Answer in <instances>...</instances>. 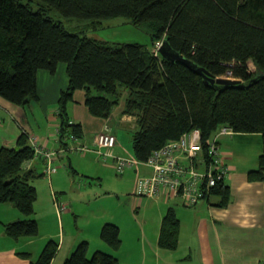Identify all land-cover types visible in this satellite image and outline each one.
Wrapping results in <instances>:
<instances>
[{"label":"trees","instance_id":"trees-1","mask_svg":"<svg viewBox=\"0 0 264 264\" xmlns=\"http://www.w3.org/2000/svg\"><path fill=\"white\" fill-rule=\"evenodd\" d=\"M28 1L0 0V96L17 105L37 101L38 70L54 73L62 62L69 82L57 101L59 137L66 132L82 137L80 125L68 122L75 90H85V105L101 118L111 115L126 90L121 113L135 118L131 139L138 160L193 128L201 130L207 144L221 125L228 124L235 133L260 134L258 167L248 172V180L264 183V0H37L41 6L36 10ZM51 9L87 20L84 34L66 30L48 16ZM116 16L134 25L148 24L151 44L109 43L86 34L99 29L103 19ZM160 38L194 67L216 78L231 70L240 84L212 85L184 64L154 56L151 46ZM18 146L0 147V203H11L24 216L3 224L13 239L39 234L32 217L37 199L33 175L22 172L34 150L26 134ZM214 193L216 205H228L231 195L224 180ZM179 229L175 211L169 208L161 222L159 247L175 250ZM100 238L112 250L122 244L113 223L103 224ZM57 249L50 239L35 260L28 252L20 255L29 264H50ZM87 253L88 242L82 241L63 264H119L110 253Z\"/></svg>","mask_w":264,"mask_h":264},{"label":"crops","instance_id":"crops-1","mask_svg":"<svg viewBox=\"0 0 264 264\" xmlns=\"http://www.w3.org/2000/svg\"><path fill=\"white\" fill-rule=\"evenodd\" d=\"M68 82L66 66L60 62L54 73L45 69L38 70L37 101L17 105L0 96V147L18 148L20 136L26 134L31 147L33 139L45 149L64 147L65 151L59 152L53 163L57 168L66 169L71 168L74 162L77 165L81 162L88 164L90 160L86 153H96L93 142L95 135L108 127L117 140L114 154L134 155L133 151L121 146V139L112 127L117 111L121 122L135 120L133 116L121 113L124 102L116 111L112 110L108 118L97 117L85 105V90L80 91L83 89L75 90L67 110L68 122L80 125L82 137L79 142L85 143L88 150L81 153L71 151L69 148L74 145L71 141L61 146L56 132V128L60 126L57 101ZM233 136L222 137L219 141L222 159L228 168L224 182L229 186L231 195L230 202L225 207L216 205L215 193L209 201L199 202L193 207L184 206L178 197L167 199L141 196L145 199H137L138 196L133 193L135 172L132 169L120 174L124 176L121 180L117 179V182H122L123 187L115 191L90 183L77 191L76 186L68 188L71 177L65 170L64 173L56 171L53 176L46 177L45 160L34 154L22 164V172L32 173L31 185L37 193L48 188L52 203L46 209L50 213L44 219L35 218L39 227L38 236L13 239L5 234L3 224L24 216L11 203H0V264H29V260L20 253L28 252L30 258L35 260L50 239L58 244L50 264H63L82 241L88 242V256L97 250L104 251L114 255L119 264H264V183L248 180V172L258 167L261 151L256 152L254 161L252 159L246 162L245 153H248L249 148L243 146L242 135ZM83 137L91 139L86 141L84 138V141ZM117 148H122L123 152L116 150ZM71 170L75 172L74 169ZM141 172L148 174L149 170L141 168ZM44 177L47 179L46 184L42 179ZM63 177L69 180L66 186L60 184ZM76 191V194L85 197L84 200L74 197ZM101 198H114L118 203L123 202L125 207L115 213L93 207L87 214L83 209L77 208L78 204L86 202L90 205L91 201ZM54 201L67 203L71 210L66 208L60 211ZM169 208L174 209L180 224L178 247L175 250L163 249L158 245L161 222ZM123 210L124 215L121 216ZM71 214L82 218L84 222L81 232L76 235L66 227ZM108 222L119 227L122 244L118 250H112L100 238L101 227Z\"/></svg>","mask_w":264,"mask_h":264},{"label":"built area","instance_id":"built-area-1","mask_svg":"<svg viewBox=\"0 0 264 264\" xmlns=\"http://www.w3.org/2000/svg\"><path fill=\"white\" fill-rule=\"evenodd\" d=\"M163 42L153 45L152 53L158 57L159 49ZM252 71V70H251ZM254 71V70H253ZM221 78H232L231 70ZM69 124L73 125L72 121ZM58 138L60 127L56 128ZM234 130L228 124L221 125L210 137L207 144L203 142L202 132L193 128L183 133L179 138L169 141L153 150L149 157L140 161L133 154L115 155L113 149L117 140L110 129L106 127L94 137L95 151L103 159H112L114 170L122 174L127 169L135 172L133 193L138 196L164 197L167 199L180 198L183 205L193 207L199 202L209 201L219 181L224 180L228 168L222 159L220 139L232 136ZM63 143L72 142V151H87L88 147L79 142V137L72 132H66L60 138ZM32 147L34 156H41L46 162L45 175L50 177L57 171L54 165L59 152H64V147L57 150L45 149L33 139ZM141 168L149 170L148 174L142 173ZM60 211L65 209L63 203H56Z\"/></svg>","mask_w":264,"mask_h":264},{"label":"rangeland","instance_id":"rangeland-1","mask_svg":"<svg viewBox=\"0 0 264 264\" xmlns=\"http://www.w3.org/2000/svg\"><path fill=\"white\" fill-rule=\"evenodd\" d=\"M28 2L31 4V7L35 10L40 8L41 6V2L37 0H29ZM47 12H48V16L60 22L66 30L70 32L84 34L83 30L86 29V24L88 23L87 20H81V19H77L74 17H66L55 9L48 10ZM101 24L102 25L99 26V29L88 31V33L86 34L92 38L102 40V41H107L109 43H140V44H146V45L151 44V40H150L151 29L148 26V24L134 25L130 23L129 19L124 16L105 18L101 21ZM156 42L164 43V39L160 38V39L155 40L153 45ZM153 45L151 46V52L153 49ZM158 57L159 58L162 57L160 52L158 54ZM248 65H249L248 67L250 70L253 71L255 69V67L251 63H249ZM80 91H84V90H80ZM126 98H127V92L125 90H122L120 96L118 97V103L114 107L113 111H116L117 108L121 105V103L125 101ZM116 114H117V118H115L112 121V127L114 128V132L120 137L121 142H122L121 146H123V148L129 151H132L131 131L134 127L133 125L135 124L134 123L135 120L131 122H121L118 119L119 112L117 111ZM238 135H242L241 137H243L244 139L243 146L245 148H249L248 153H245V156H247L245 158V161L246 162L247 160L251 161L252 159L254 161V159L256 158V155H255L256 152L261 151L260 134H243V133L236 134L234 133V136L233 135L232 136L240 137ZM243 135H246V136H243ZM253 135H258V137L256 138V136H253ZM84 138L86 137H83L82 139L84 140ZM89 139H91V137H88L85 140L88 141ZM83 144L86 145L85 143ZM116 150L123 152L122 148H117ZM76 153H81V152H76ZM89 153H86L87 157H89V160H90L88 164L84 162L78 163V165L76 162L72 164L71 168L74 169L75 172H73L70 167H67L66 169H61L59 167L57 168L58 173H64L63 171L65 170L69 173L71 177L70 184H69V180H67L66 177H63V179L60 181V184L62 186H66L69 184L68 188H70L72 185L76 186L77 191H80L82 186L86 185V183L87 184L90 183L93 185L97 184L98 186H102L104 189L109 190V191H115L118 188H122L123 187L122 182L118 183L117 179L121 180V177L124 175H120L116 173V171L114 170V164H113L112 159L109 158L107 160H102L96 153H93V152H89ZM93 160H96V162ZM104 163H106L107 165H103ZM42 179L44 183L46 184V180H47L46 177ZM77 191L74 192L73 194L74 197L78 199L81 198L82 200H84L85 197L79 196L78 194H76ZM137 199L141 200L145 198L138 196ZM49 203L50 204L52 203V199H51L50 191H48V188L47 190L38 191L37 199L34 203L35 212L32 215V217L33 218H43V219L46 218L50 213V210L46 209ZM56 203L57 202L54 201V205ZM63 204L65 205L64 210H66V208L68 211L71 210V206H69L67 203H63ZM93 207L101 208V209H108L111 212L115 213L117 211H121L122 209H124L125 205L123 204V202L118 203L114 198H101V200H98V201H91L90 205L89 204L87 205L86 202L85 204H78L77 208L83 209V211H85V213L87 214L89 213V211L92 210ZM74 214L70 215L69 223L68 224L66 223V227L68 231L76 235L77 233L81 232L82 230L81 226H83L82 224L84 222L82 218H79ZM122 214L124 215V210L122 211L121 216ZM41 222H43V220H41Z\"/></svg>","mask_w":264,"mask_h":264},{"label":"water","instance_id":"water-1","mask_svg":"<svg viewBox=\"0 0 264 264\" xmlns=\"http://www.w3.org/2000/svg\"><path fill=\"white\" fill-rule=\"evenodd\" d=\"M159 52H160V54L162 55V57L164 59L170 60V61L180 62V63L184 64L185 66H187L188 68H190L191 70H193L194 72L201 74L203 79H204V81L206 83H210L212 85H217V86L238 85V84H240L239 80L221 78V77L216 78V77L210 75L204 68L194 67L190 63V61H188L187 59H185L182 56H180V55L176 54L175 52H173L165 43H163V45L161 46Z\"/></svg>","mask_w":264,"mask_h":264},{"label":"clouds","instance_id":"clouds-1","mask_svg":"<svg viewBox=\"0 0 264 264\" xmlns=\"http://www.w3.org/2000/svg\"><path fill=\"white\" fill-rule=\"evenodd\" d=\"M234 79V78H233Z\"/></svg>","mask_w":264,"mask_h":264}]
</instances>
